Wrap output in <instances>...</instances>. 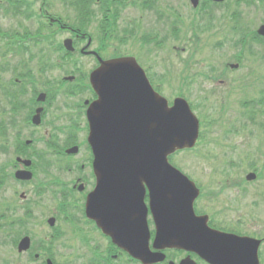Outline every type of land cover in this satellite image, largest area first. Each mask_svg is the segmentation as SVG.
<instances>
[{"label": "flooded vegetation", "instance_id": "flooded-vegetation-1", "mask_svg": "<svg viewBox=\"0 0 264 264\" xmlns=\"http://www.w3.org/2000/svg\"><path fill=\"white\" fill-rule=\"evenodd\" d=\"M33 3L35 5L36 2ZM192 3L198 5L193 6ZM49 7L45 0H41L37 10L43 23L39 28L34 22V30H48V38L55 41V37L65 33L67 36L51 45L50 51L59 58L58 61L71 62L73 69L59 76L61 66L47 64L48 55L43 54L41 49L42 53H32L30 47L21 48L19 40H31L27 38L29 34L26 31L7 35L12 40L11 49L4 56L7 59L0 63V137L9 139L7 151L13 154L8 168L0 167L5 169L0 173L2 188L11 181V191L5 201L8 223L6 227L0 226V264H217L209 257L187 248L154 247L155 225L148 194L144 195L143 200L148 208L149 247L156 254L148 262L133 256L126 249V244L112 240L108 231L112 228L111 224L120 222L118 218H107L108 225L102 228L89 213L87 208L98 176L88 142L90 122L87 110L99 99L90 74L98 66V56H135L127 51L133 45L142 50L144 44H148L147 50L153 44L163 50L165 42L180 41L185 39V35L196 31L202 35L200 43L204 48H209L212 57H228L234 50L235 56H240L243 50L238 49L239 31L247 37L245 45L253 41L264 55V36L257 33L258 28L264 25V0H88L87 15L89 21L96 19L101 31L97 34L100 38L75 31L74 24L50 13ZM72 9L74 11V7ZM239 9L246 10L250 21L248 24L247 21L240 24ZM46 36L44 33L40 38ZM34 37H31L32 40ZM65 38L71 39L73 48L77 42L81 44L87 39L80 46L79 53L93 57L95 65L89 70L86 83L77 82L74 86V50L64 48ZM96 41L99 46H91ZM116 41L124 47V51L117 52L111 48ZM85 45L93 52L85 55V51L81 50ZM170 47L179 52L188 51L187 46L172 44ZM144 68L148 73V67ZM8 70L11 73L9 79L6 74ZM246 75L248 88L259 91L264 88V69L261 73L252 68ZM150 80L157 88L151 77ZM76 95L86 97L80 101L76 99V102ZM254 96L253 93L249 99L248 122H254V113L264 110L259 103H253ZM103 111V108H97V114L101 115ZM251 114L254 118L250 117ZM250 134L248 138L252 141L254 136L264 139V135L255 134V130ZM71 148H75L74 153L70 152ZM257 163L254 160L251 162L252 165ZM224 164L225 167L241 166V162ZM249 171L255 172L256 169H243L231 184L227 183V179L223 180L224 184L211 195L219 196V193L231 187L237 204L248 199L251 203L264 201V179L256 177L248 180L245 175ZM196 202L195 213L206 214L211 229L257 240L258 264H264V226L256 229L246 225H219L212 220L211 214L198 210ZM104 206L108 212L116 207L110 202ZM126 206L129 208L125 209L126 213L130 215L125 219V228L128 232H139L141 228L138 230L134 225V204ZM261 206L264 205L258 204L256 207ZM23 240L27 246L19 250ZM127 244L136 249L142 242H139L137 235L130 233ZM7 248L8 254L3 256L2 250ZM242 262L247 261L242 259Z\"/></svg>", "mask_w": 264, "mask_h": 264}, {"label": "water", "instance_id": "water-1", "mask_svg": "<svg viewBox=\"0 0 264 264\" xmlns=\"http://www.w3.org/2000/svg\"><path fill=\"white\" fill-rule=\"evenodd\" d=\"M259 33L264 35V26ZM69 43L65 41L71 50ZM91 82L99 99L87 110L88 142L98 179L88 210L100 226L108 225L107 218H118L120 222L111 224L108 231L113 240L129 246L130 233L137 235L142 245L136 249L129 246L128 250L145 262L153 258L155 254L148 250L147 207L143 202L147 187L156 224L155 247L187 248L217 264H257V241L210 229L206 216L194 214L198 188L169 163L170 154L191 148L198 138L199 121L188 102L177 97L169 106L131 56L100 60ZM98 107L104 109L101 115ZM70 151L75 152V148ZM254 176L250 173L247 178ZM106 202L116 207L108 212ZM129 203L134 204V225L141 228L139 232L125 228ZM26 246L21 241L19 250Z\"/></svg>", "mask_w": 264, "mask_h": 264}, {"label": "rangeland", "instance_id": "rangeland-1", "mask_svg": "<svg viewBox=\"0 0 264 264\" xmlns=\"http://www.w3.org/2000/svg\"><path fill=\"white\" fill-rule=\"evenodd\" d=\"M40 1L35 0V9H26L20 4L11 3L10 10L20 23L28 28L33 30L35 23L40 28L43 21L38 11H36ZM45 1L50 6V12L67 23L74 24V27L83 26L82 31L87 34L99 37L97 34L101 31L96 25V19H92L89 23L87 20L81 23L80 10H77L74 6L73 11L72 6H70V9L66 5L67 2L71 3L72 0ZM241 11L242 9H240ZM242 18L244 19L241 22L245 23V19L247 24L250 22L246 13L242 14ZM31 20H34L35 23ZM14 22L4 11H0V29H10ZM48 32V30H43V33L47 35L44 39L35 37L30 42V52L36 53L42 50L43 54L48 55L47 64L53 63L52 66H61L58 75H66L70 72L69 70L73 69L70 67L72 63L65 60L58 61L59 58L53 55L50 50L51 45L57 44L56 41L61 42L62 38L67 35L64 33L63 36H57L55 41L48 38V35H50L47 34ZM185 36L186 38L180 41L175 39V41L165 42L166 47L163 50H159L153 44L149 45L146 50L148 44H144L142 50L133 45L127 51L135 54L141 64L148 67V74L157 86V90L170 103L176 96L186 98L200 121V135L195 147L190 150L176 152L170 157L171 163L192 178L201 189V194L196 202L197 209L211 214L212 220L222 226L246 225L258 229L260 226H264V206H256L258 204L264 205V201L251 203L248 199L244 203L237 204L231 187L219 193V196L211 195V193L216 192L219 186L224 184L225 181L223 180L227 179V183L231 184L237 176H240L243 169L250 168L247 164L256 168L258 177L264 179V143H262L264 139H258L255 136L252 141L248 138L253 130H255V134L264 135L262 131L264 125H261L264 123V110L260 113H254L256 115L254 122H246L247 116L243 113L246 108L239 105L240 101L251 99L253 93L255 94L254 100L261 97L264 103V88L260 91L250 89L247 86L248 79H246V74L252 68H256L258 72H263L264 55H262V49L258 44L251 41L244 47L242 46L243 52L239 53L240 56H235L234 50L228 57H211L209 48H203L201 43L196 42V37L193 36L192 41L190 39L188 41L189 36ZM86 40L81 44L77 42L75 45L77 51L74 53L73 60L74 86L77 82L86 83L88 72L95 65L93 57L82 56L78 53V49L85 44ZM113 41L115 40L113 39ZM96 42L91 46L98 47L99 42ZM238 42L239 49L241 48V37ZM172 44L179 47L187 45L189 50L186 53L179 52L177 49L173 50L170 47ZM111 45L113 46L111 48H115L117 52L124 51V47L120 46L118 41ZM6 47L4 40H0V63L7 59V57L1 56L4 54ZM127 48H130V45H127ZM235 62L239 63L238 68L230 69L226 67L228 63ZM6 74H8L7 78L9 79L11 74L9 70ZM262 86L264 87V83ZM86 95L81 97L76 95L74 101L77 102L76 99L80 101ZM261 107L264 108V105ZM236 129H239V133H236ZM8 140L6 137H0V167H5V169L13 161V154L11 151H7ZM251 158L258 163L251 165ZM231 162H241V166L237 168L225 167L224 163ZM5 169H0V173ZM259 183H262V181H259ZM10 184L11 181L6 182L3 188L0 187V201L3 199L7 201L11 191ZM2 221L0 220V222ZM7 254L8 248L2 250L3 256Z\"/></svg>", "mask_w": 264, "mask_h": 264}, {"label": "trees", "instance_id": "trees-1", "mask_svg": "<svg viewBox=\"0 0 264 264\" xmlns=\"http://www.w3.org/2000/svg\"><path fill=\"white\" fill-rule=\"evenodd\" d=\"M24 1V0H23ZM3 8V10L5 11V8L6 7H2V4L0 3V9H2ZM7 11V10H6ZM81 27V26H80ZM4 217V216H3Z\"/></svg>", "mask_w": 264, "mask_h": 264}]
</instances>
